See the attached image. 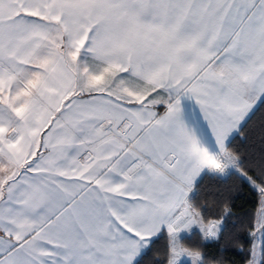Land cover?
<instances>
[{
  "label": "snow or ice",
  "instance_id": "snow-or-ice-1",
  "mask_svg": "<svg viewBox=\"0 0 264 264\" xmlns=\"http://www.w3.org/2000/svg\"><path fill=\"white\" fill-rule=\"evenodd\" d=\"M257 131L264 0H0V264H207L182 234L223 238L201 198L233 177L264 264Z\"/></svg>",
  "mask_w": 264,
  "mask_h": 264
},
{
  "label": "trees",
  "instance_id": "trees-1",
  "mask_svg": "<svg viewBox=\"0 0 264 264\" xmlns=\"http://www.w3.org/2000/svg\"><path fill=\"white\" fill-rule=\"evenodd\" d=\"M237 148L242 157L253 161L259 159L264 144L257 131L246 143L237 139L233 150ZM205 190L211 195L201 198V210L207 220H223V238L219 241L204 240L202 233L196 229L191 234H185L189 239L182 243L193 251H200L207 264H248L254 243L251 225L259 209L260 193L252 185L234 177L222 181L206 180Z\"/></svg>",
  "mask_w": 264,
  "mask_h": 264
},
{
  "label": "rangeland",
  "instance_id": "rangeland-1",
  "mask_svg": "<svg viewBox=\"0 0 264 264\" xmlns=\"http://www.w3.org/2000/svg\"><path fill=\"white\" fill-rule=\"evenodd\" d=\"M256 190H258V189H256ZM258 192H259V190H258ZM196 229H198V228H193L192 232H193L194 230H196ZM192 232H191V233H192ZM191 233H184V234H182V235H185V234H191ZM254 243H255V241H254ZM258 258H259V257H258ZM181 259H182V261L186 260L187 263H188V262L191 263V258H190V257H182ZM251 259H252V257H251ZM251 259H250V261H251ZM250 261H249V262H250ZM248 264H249V263H248Z\"/></svg>",
  "mask_w": 264,
  "mask_h": 264
}]
</instances>
